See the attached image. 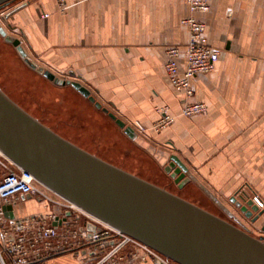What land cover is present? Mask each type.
<instances>
[{"label": "crops", "instance_id": "0c3cea01", "mask_svg": "<svg viewBox=\"0 0 264 264\" xmlns=\"http://www.w3.org/2000/svg\"><path fill=\"white\" fill-rule=\"evenodd\" d=\"M65 3L60 13L56 0H32L13 14L11 26L40 65L81 83L125 123L140 121L150 128L163 106L175 118L160 134L150 130L133 138L113 121L106 155L139 177L169 183L164 168L176 155L192 179L180 190L196 195L193 203L264 237V214L252 224L231 202L242 194L264 202V0H209V11L198 18L219 57L212 72L191 79L189 98L172 87L165 70L171 46L181 49L180 73L186 65L185 0ZM45 13L48 18L42 19ZM186 102L204 103L206 111L181 116ZM44 205L21 201L13 207L14 217L48 215Z\"/></svg>", "mask_w": 264, "mask_h": 264}, {"label": "water", "instance_id": "95a60500", "mask_svg": "<svg viewBox=\"0 0 264 264\" xmlns=\"http://www.w3.org/2000/svg\"><path fill=\"white\" fill-rule=\"evenodd\" d=\"M14 1L0 0V10ZM26 5L16 6L0 20L7 24ZM0 36L31 70L54 84L71 86L125 135L134 137V130L88 88L59 78L34 61L1 23ZM0 152L53 194L175 264H264V237L86 151L28 113L1 87ZM169 160L164 171L182 189L192 180L189 170L176 155ZM231 202L252 223L264 214L246 194L232 197ZM3 209L5 217L14 218L13 206Z\"/></svg>", "mask_w": 264, "mask_h": 264}, {"label": "rangeland", "instance_id": "374dc122", "mask_svg": "<svg viewBox=\"0 0 264 264\" xmlns=\"http://www.w3.org/2000/svg\"><path fill=\"white\" fill-rule=\"evenodd\" d=\"M31 1L32 0H15L0 10V19L6 12L22 3H27L26 7H28ZM61 1L62 0H56V4L59 12L63 13L66 9V3L65 0L60 3ZM45 14L47 16L44 17V14H42V19L48 18V14ZM12 20L13 15L7 19V24L3 23L1 20L0 23L10 36H13L21 41V44L28 55L40 64L38 58H35L33 52H31V50H29L26 46L27 44L24 42L17 29L12 27ZM44 67L51 71L49 66ZM53 73L57 77L66 80L64 74L58 72ZM0 87L28 113L49 126L59 135L82 147L86 151L99 156L103 160L133 173L131 172L132 169L129 165H124L119 160H116L114 156L106 155V152H104L111 151V144L113 140L110 139L109 136H111V134L113 135V132L111 131L114 126L113 121L105 114H102L101 111L97 110L87 99L82 98L81 95L75 92L70 86L54 84L42 75L31 70L18 55L14 46L5 42L4 38L1 36ZM156 121L151 124L150 128L138 121L146 127L145 133L138 134V136L146 137L145 134H147L150 130L155 134H160L174 123L173 122L161 131H157L153 128ZM126 123H129V121H126ZM4 171L5 170H0V173H3ZM166 175L168 174L166 173ZM170 180L172 183H169L168 180L166 181L165 178L162 177H158L157 180L152 178L147 181H152L151 183L155 185L165 187L180 196H184L192 203L193 201L198 202V200L195 199L196 195L194 196L192 193H184L182 190L177 188L171 178ZM44 192L53 197V199H56V196L48 190H45ZM34 201L36 203L39 202L36 198H34ZM59 202L62 203V201ZM207 202L210 203V201ZM39 203L45 204L43 210H47V212L50 211V213H56L55 211L59 210L58 214H63L66 209V207H60L49 202L41 201ZM211 203L215 206L218 201H211ZM94 224L95 222L82 212L74 210L73 215L69 217V225L59 230L58 237L48 240L49 244L47 245H45V242L40 241L38 245L33 248L37 250L38 254H46V256L43 258L41 257L36 261H32L29 264H96L101 260V255H105L109 252V250L112 249L111 247H107V249L99 255V258L88 255V252L92 250L91 247L72 250L73 247L78 245L75 244V241L78 238V235L76 234H80L81 230H85L87 228L90 230ZM74 236L77 237L75 238ZM115 241L122 242L123 240L116 239ZM57 247L62 248V250L60 252L46 253V250L56 249ZM113 258L110 259L111 261L106 259L104 264H108L109 262L112 264H161V260L158 259L157 256L149 254L140 246L131 242L124 244L118 254ZM3 260L4 264H10L6 254H3ZM0 264H2L1 260Z\"/></svg>", "mask_w": 264, "mask_h": 264}, {"label": "built area", "instance_id": "2783aa9c", "mask_svg": "<svg viewBox=\"0 0 264 264\" xmlns=\"http://www.w3.org/2000/svg\"><path fill=\"white\" fill-rule=\"evenodd\" d=\"M62 2L63 0L60 3ZM185 2L189 12L188 16L182 20V24L187 28L189 33L188 42L183 49L186 65L183 72L180 73L179 58L181 56V49L177 46H171L166 51L167 62L165 70L172 87L189 98L193 94L190 83L191 79L195 76L212 72L218 60L219 51L208 44L204 36L205 23L198 18V15L209 11V0H185ZM46 16L44 14V17ZM157 111L159 118L153 125V128L161 131L172 124L175 118L169 113L167 106L160 107ZM205 111L206 105L204 103L186 102L180 110V115L192 117ZM125 124L131 127L136 134H143L146 131V127L138 121ZM0 170H5L3 173H0V260L2 264H4L3 254L9 256L14 264H29L46 256V254H38L37 250L33 248L40 241L45 242V245H47L49 244L48 240L58 237L59 230L69 225V217L73 215L74 210L82 212L94 221L95 224L93 225V229L89 230L87 228L81 230L80 234H76L78 238L75 244L78 245L73 247L72 250L91 247L92 250L88 252V255L99 258V255L107 247L112 248L105 255H101V260L96 264H104L106 259H112L118 254L124 244L130 242L140 246L149 254L157 256L161 260V264H175L151 248L84 213L59 196L54 194L56 199H53V197L44 192L48 189L38 184L30 173L15 166L1 152ZM34 198L39 202L53 203L60 207H66V209L63 214L49 213L48 215H32L18 219L15 217L12 219L5 217L3 209L5 205L14 207L21 201ZM252 199L260 209L264 207V202L257 197ZM59 201H62V203ZM74 237L76 238L77 236ZM116 239L123 241L116 242ZM61 250L62 248L57 247L56 249L46 250V253L60 252ZM108 264L112 263L109 262Z\"/></svg>", "mask_w": 264, "mask_h": 264}, {"label": "bare ground", "instance_id": "6f19581e", "mask_svg": "<svg viewBox=\"0 0 264 264\" xmlns=\"http://www.w3.org/2000/svg\"><path fill=\"white\" fill-rule=\"evenodd\" d=\"M3 90V89H2ZM4 91V90H3ZM6 93V92H5ZM65 138V137H64Z\"/></svg>", "mask_w": 264, "mask_h": 264}]
</instances>
